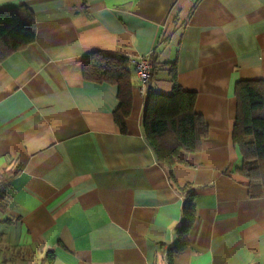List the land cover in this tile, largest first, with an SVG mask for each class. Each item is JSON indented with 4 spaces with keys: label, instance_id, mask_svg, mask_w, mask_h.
<instances>
[{
    "label": "crops",
    "instance_id": "1",
    "mask_svg": "<svg viewBox=\"0 0 264 264\" xmlns=\"http://www.w3.org/2000/svg\"><path fill=\"white\" fill-rule=\"evenodd\" d=\"M21 6L36 40L0 65V264H168L187 184L197 221L174 264H264V198L250 197L233 139L236 85L264 81V0H0ZM97 52L130 60L125 133L118 86L85 78ZM144 56L155 69L142 94ZM173 70L208 136L169 168L143 120Z\"/></svg>",
    "mask_w": 264,
    "mask_h": 264
},
{
    "label": "trees",
    "instance_id": "2",
    "mask_svg": "<svg viewBox=\"0 0 264 264\" xmlns=\"http://www.w3.org/2000/svg\"><path fill=\"white\" fill-rule=\"evenodd\" d=\"M35 40V20L26 7L0 10V65ZM130 64L127 57L117 52H97L83 60L86 80L118 86L120 105L115 120L123 133L132 108L133 73ZM173 82L170 95L148 93L143 120L147 141L158 160L169 168L188 166V157L201 150L202 140L208 136L204 119L195 111L196 94L179 86L174 70ZM235 95L237 117L233 139L243 161L238 172L249 181L250 197L264 198V81H241L236 85ZM8 178L7 172L1 174L0 184L7 182ZM178 190L185 199L183 222L176 231V244L166 250L168 264H174L175 257L188 248L189 235L197 221L194 186H178Z\"/></svg>",
    "mask_w": 264,
    "mask_h": 264
},
{
    "label": "built area",
    "instance_id": "3",
    "mask_svg": "<svg viewBox=\"0 0 264 264\" xmlns=\"http://www.w3.org/2000/svg\"><path fill=\"white\" fill-rule=\"evenodd\" d=\"M134 66L140 82V92L145 94L155 69V61L151 56H144L136 60Z\"/></svg>",
    "mask_w": 264,
    "mask_h": 264
}]
</instances>
